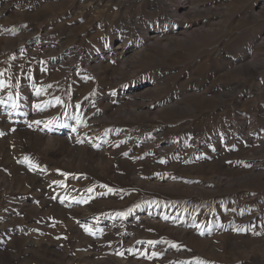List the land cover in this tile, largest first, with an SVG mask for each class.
<instances>
[{"label": "rangeland", "instance_id": "374dc122", "mask_svg": "<svg viewBox=\"0 0 264 264\" xmlns=\"http://www.w3.org/2000/svg\"><path fill=\"white\" fill-rule=\"evenodd\" d=\"M0 264H264V0H0Z\"/></svg>", "mask_w": 264, "mask_h": 264}]
</instances>
